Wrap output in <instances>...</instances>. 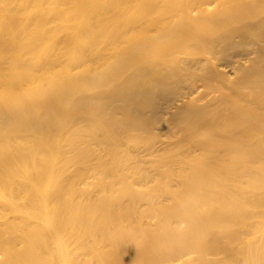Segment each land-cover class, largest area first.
I'll return each mask as SVG.
<instances>
[{
  "label": "bare ground",
  "instance_id": "bare-ground-1",
  "mask_svg": "<svg viewBox=\"0 0 264 264\" xmlns=\"http://www.w3.org/2000/svg\"><path fill=\"white\" fill-rule=\"evenodd\" d=\"M137 3L0 0V264H187L202 243L264 264L263 239L245 243L264 236V0ZM75 124L112 158L124 136L167 134L177 187L143 193L102 159L88 181Z\"/></svg>",
  "mask_w": 264,
  "mask_h": 264
},
{
  "label": "rangeland",
  "instance_id": "rangeland-1",
  "mask_svg": "<svg viewBox=\"0 0 264 264\" xmlns=\"http://www.w3.org/2000/svg\"><path fill=\"white\" fill-rule=\"evenodd\" d=\"M129 1H130V6H129L130 11L132 13H135V14H133L136 16L135 18H139L140 15L137 14V10H138L137 0H129ZM134 26H132V28ZM136 27L137 26H135L134 28L136 30H138ZM208 97H210V96H208ZM207 99L208 98L203 99V100L206 101ZM203 100L199 101V103L202 104V102H205ZM82 116L84 117L83 118L84 119L83 124H84V123H86L85 122V120H87L86 118H89V115L87 113H83L81 115V118H82ZM72 126L74 128L71 127L70 130H72V129L76 130V128H77L76 132H77V134H79L80 139L82 141L79 143L81 145L80 146L81 153H83L81 156L83 157V155H87L89 153V156L88 155L87 156L90 157V160L88 162V164L90 163L89 164L90 166L88 165L87 170H89V171H87V173H86V178H88V181H92V177H93L92 174H93V171L95 170L94 168H96L98 166L97 165L99 162L98 160L102 159L110 167L111 166L112 167L113 166L114 167L120 166L119 167L120 169L127 171L129 178H130V181L134 184H137V185L143 187L142 188L143 193L144 192L145 193L146 192L147 193L153 192V188L155 189V185L157 183L161 184L164 182V184H167L170 187H173V188L177 187L178 181L175 178H174V180L167 181L168 183L166 182V180L161 179V173L164 170H166V167H167V166H164L163 159L166 156L172 155V150H174L173 144H175L174 141L169 140V137L167 134H164L163 132L142 133V134H140L138 132H134V133L130 134L129 136H124L121 139V146L119 147V149L117 151V153H118L117 157L112 158L111 155L109 154L108 150L101 147V145L96 140H92V139H89L87 137V133H86L85 129L79 128L80 126L78 124H75ZM76 126H78V127H76ZM79 129H80V131H79ZM202 131H203L204 135L207 134L209 137L214 134V132L211 130H206V131L202 130ZM69 132L64 134L65 138L71 136V135H69ZM74 133H75V131H74ZM70 134H73V132H70ZM181 135H183V134L181 133ZM181 135L180 134L177 135L178 140H180L182 138ZM136 137H140V139L138 141L134 140V138L136 139ZM65 138L63 137V139H65ZM198 140H199V138L196 137L193 139V141H190V142L186 141V142L181 143V145H179L180 146L179 153L182 155H184V154L187 156L189 155L188 157L199 156V153L196 152V150H194L195 148L192 147V145H193L192 143L198 142ZM170 142H173V143H170ZM83 148H84V150H87L88 152L84 151ZM97 154H98V156H97ZM114 161L116 164L113 163ZM175 163L171 166L173 169L178 166V165L175 166L177 164V163L176 164ZM94 165L95 166L97 165V166L94 167ZM135 170H137V171H135ZM138 173H140V174H138ZM90 176H92V177L90 178ZM86 178H85V181H87ZM157 180H160V181H157ZM242 181H243V188L246 191H249L250 189L247 186L248 179L244 178ZM87 188L90 190L89 196H90L91 201L92 202L96 201L97 197H98V195L96 196L97 188L94 185L89 186ZM204 192H207V195L210 194L211 188L206 187ZM6 193H5V196L7 198ZM246 194H247V192H246ZM205 195H206V193H205ZM168 198H169L168 195L162 194L160 196V198H158V200H155V202H153V203L155 205H158L161 202L165 203V202H167ZM122 202L124 204H127L125 199L122 200ZM134 206H135V208H137V210H142L143 208L145 209L147 206V201L145 200V198L137 196L135 198V201H134ZM0 213L2 214L1 218H0L1 219L0 225L3 228L4 226L6 227L5 224L8 223V221L12 220L13 212H12V209H10L9 207L0 203ZM133 221H135L136 223L138 222L139 224H142L145 227H150L151 225H153L156 222L155 219H151V218H144L141 220L137 216L133 217ZM251 223H252V225H254L257 223V220H254ZM254 238L252 237V239L246 240L245 243L247 242V245H248V244H255L257 242L262 243L261 242L262 239L264 241V236H258V237L256 236ZM87 240L89 241L90 239L88 238ZM242 243H244V242H242ZM241 244L238 246V251L236 248V250H235L236 252H239V250H241L240 249V248H242ZM247 245L245 244L246 248H247ZM201 246L203 247L202 251L200 249H198V250L196 249V252H195V249H192L190 254L187 255V264H226L227 260L230 259V258L227 259V257H230L231 254L228 256V254L226 255L223 252H219L220 250L216 251L218 249H213V248L211 249L209 247V245L205 244V243H202ZM245 246L243 247L244 249H242L243 251L246 249ZM248 246H250V245H248ZM235 251L232 250V253H234L233 255L236 254Z\"/></svg>",
  "mask_w": 264,
  "mask_h": 264
}]
</instances>
